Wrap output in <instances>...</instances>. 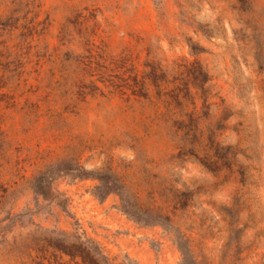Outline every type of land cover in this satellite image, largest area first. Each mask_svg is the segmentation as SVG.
Masks as SVG:
<instances>
[{
	"label": "rangeland",
	"instance_id": "obj_1",
	"mask_svg": "<svg viewBox=\"0 0 264 264\" xmlns=\"http://www.w3.org/2000/svg\"><path fill=\"white\" fill-rule=\"evenodd\" d=\"M8 17L0 264H58V232L115 263L182 264L180 233L197 264H264V0H0ZM62 161L115 173L173 227L93 177L43 198L34 179Z\"/></svg>",
	"mask_w": 264,
	"mask_h": 264
},
{
	"label": "trees",
	"instance_id": "obj_2",
	"mask_svg": "<svg viewBox=\"0 0 264 264\" xmlns=\"http://www.w3.org/2000/svg\"><path fill=\"white\" fill-rule=\"evenodd\" d=\"M12 21V17H8L7 20H0V25L6 28L12 26ZM220 152V157L223 158L225 155L224 149H221ZM66 176L74 179L93 177L99 182V185L95 187V196L106 198L110 194H117L120 197V211L137 222L173 227L167 217L143 213L128 195L126 186L121 178L111 171L92 172L83 166L62 161L50 165L39 173L34 179L33 188L43 198L57 200L58 196L53 188L54 183L57 179ZM56 238L54 243H49V246L57 253L58 264H135L128 258L122 263H115L94 240L88 238L84 233L79 234L76 232L73 235H68L65 232H58ZM177 241L183 255L182 264H197L190 254L188 242L180 233L177 234ZM64 258H67L68 261L64 260Z\"/></svg>",
	"mask_w": 264,
	"mask_h": 264
}]
</instances>
